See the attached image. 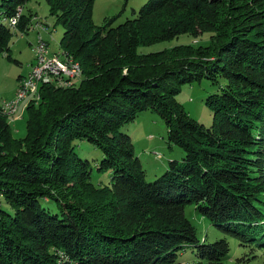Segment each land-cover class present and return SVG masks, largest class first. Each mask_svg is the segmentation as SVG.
Segmentation results:
<instances>
[{
    "label": "trees",
    "instance_id": "trees-1",
    "mask_svg": "<svg viewBox=\"0 0 264 264\" xmlns=\"http://www.w3.org/2000/svg\"><path fill=\"white\" fill-rule=\"evenodd\" d=\"M44 1L65 31L62 56L81 74L69 86H41L25 139L0 105V196L13 211L0 204V264H180L189 251L192 264L232 263L228 240L200 241L189 205L251 250L240 260L256 259L264 251V0H147L136 17L102 26L93 22L96 0ZM27 2L0 6V56L10 61L6 21ZM18 27L28 31V21ZM206 34L208 46L139 53ZM204 79L225 82L207 100L211 127L177 99ZM148 111L185 153L153 181L125 131ZM82 142L102 159H82ZM105 175V185L94 182Z\"/></svg>",
    "mask_w": 264,
    "mask_h": 264
},
{
    "label": "rangeland",
    "instance_id": "rangeland-1",
    "mask_svg": "<svg viewBox=\"0 0 264 264\" xmlns=\"http://www.w3.org/2000/svg\"><path fill=\"white\" fill-rule=\"evenodd\" d=\"M3 1L5 0H0V6ZM146 2L147 0H96L93 22L96 26H102L106 18L120 15L118 21L119 23H123L128 19L136 17L139 10ZM17 17L19 25L22 21H28V29L31 30H17L19 28L18 25L12 27L14 37L10 45V56L13 60L10 61L8 57L3 55L0 56V105L2 106V112L10 119L14 137L22 140L25 139L27 135L28 119L26 111L20 112L19 108L16 113L18 115L15 117V115L12 114L8 115L2 108L4 107V103L7 104L16 97L15 94V97L9 100L10 94L12 95L15 88L20 84L19 77L21 75L26 76L27 74L28 75L24 78L29 77L31 71L30 67H32V64L35 62L33 46L37 44L39 38L42 36L45 38H43V41L48 44L51 56L56 54L62 56L61 40L65 31L61 26L56 25L51 10L44 0H28L24 6L16 8L14 15L12 17L10 16L7 21L11 22L14 18L17 19ZM32 23L34 24L32 25ZM35 25L39 26H36L35 29L32 28ZM209 44V34L199 39L181 36L172 41L162 42L150 47H141L139 53L149 54L160 52L179 45L208 46ZM224 84L225 82L223 80H220V83L215 85L209 80L204 79L201 83L184 86L181 93L178 94L177 99L184 106L189 115L199 124L211 127L213 124V114L207 104V100L211 95L217 94L220 90V86ZM18 88L19 87H17V90ZM35 101L36 96L29 94L27 100L22 103L21 108H28L29 102ZM16 122L18 123L15 124ZM125 131L133 139L136 155L142 161L143 167L147 172L148 181H153L163 175L169 168V161H181L185 157V153L181 148L170 145L166 124L160 116L154 112L148 111L140 114L136 121L131 123ZM76 151L82 159L98 161L102 159L101 151L96 149L94 145L89 142L78 143ZM93 180L95 183L100 180L104 183L102 185H105L109 182V177L105 175L98 179L94 176ZM0 204H2L3 208L8 212L13 213L12 209L4 202L2 196H0ZM185 213L188 220L196 227L197 236L200 241L213 243L220 239L228 240L231 246L230 258L232 262L228 264H264V251L262 250L257 251L258 257H256V259H252L251 261L246 260L244 262L240 260L250 258L252 256L251 250L249 248L240 247L238 240L235 238L223 235L207 219L196 212L194 205L187 206ZM188 254L191 255V251H189ZM189 255L184 254L180 258V264H192L190 261H193L194 258Z\"/></svg>",
    "mask_w": 264,
    "mask_h": 264
},
{
    "label": "built area",
    "instance_id": "built-area-1",
    "mask_svg": "<svg viewBox=\"0 0 264 264\" xmlns=\"http://www.w3.org/2000/svg\"><path fill=\"white\" fill-rule=\"evenodd\" d=\"M45 28V27H44ZM39 47H42V54L35 57V62L31 67L29 74H32V86H27V89H20V98L18 103L20 105V112H25L27 108H21V101L27 100L28 94H36V101L29 102L37 103L40 101V88L45 84H56V80H63V86H69V80L75 78L73 72L60 62L56 55L51 56L49 53V46L39 38ZM11 106V104H7ZM15 117L18 114H12Z\"/></svg>",
    "mask_w": 264,
    "mask_h": 264
},
{
    "label": "bare ground",
    "instance_id": "bare-ground-1",
    "mask_svg": "<svg viewBox=\"0 0 264 264\" xmlns=\"http://www.w3.org/2000/svg\"><path fill=\"white\" fill-rule=\"evenodd\" d=\"M6 22L12 28V27H16L18 25L19 20H18V17H17V19L14 18L13 20H11V22H8V21H6ZM41 39H42V37H41ZM44 43L46 45H48L46 42H44ZM33 50H34V53H35V57H39L42 54V47H39V40H38L37 44L35 46H33ZM56 58L60 62H62L65 67L69 68L71 70V72H73L75 78H73L71 80H75V79H78L80 77L81 68H80L79 64L76 63V61H74L73 59H70V58H66V57L64 58V56L57 55V54H56ZM59 82H60V85L63 86V80H59ZM27 86H32V74H30L29 77L23 78V79L20 80V84H19V88H18L17 93H16V97L14 98L13 101L7 103V104H11V106H7V104L4 103V107L2 109L8 115L13 114V113L16 114L18 112V110L20 108V105L18 103H14V102H18V100L20 98V89H27ZM28 96H29V94L27 95V98H28ZM24 101L25 100L21 101V105H22V103Z\"/></svg>",
    "mask_w": 264,
    "mask_h": 264
},
{
    "label": "crops",
    "instance_id": "crops-1",
    "mask_svg": "<svg viewBox=\"0 0 264 264\" xmlns=\"http://www.w3.org/2000/svg\"><path fill=\"white\" fill-rule=\"evenodd\" d=\"M34 20V19H33ZM43 23H45V22H43ZM34 23H32V25H33ZM35 24H36V22H35ZM36 26H39V25H35L34 27H32V28H36ZM47 26V25H46ZM41 27H43V26H41ZM31 28V27H30ZM44 28V27H43ZM31 30V29H30ZM30 30H28V31H30ZM45 32V31H44ZM46 33V32H45ZM44 37L42 36V39H43ZM45 39V38H44ZM33 65V64H32ZM31 68V67H30ZM29 73V72H28ZM28 75V74H27ZM26 75V76H27ZM26 76H24V75H21L19 78V80H21L22 78H24V77H26ZM18 84H19V82H18ZM17 87H19V86H17ZM17 87L15 88V90H14V92H13V94L11 95L10 94V99L9 100H12L14 97H15V94H16V90H17ZM18 122H16L15 124H17Z\"/></svg>",
    "mask_w": 264,
    "mask_h": 264
}]
</instances>
